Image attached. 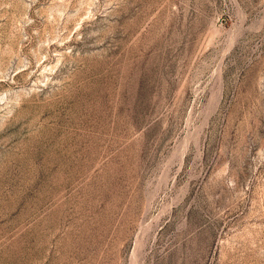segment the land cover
I'll return each mask as SVG.
<instances>
[{
	"label": "rangeland",
	"instance_id": "374dc122",
	"mask_svg": "<svg viewBox=\"0 0 264 264\" xmlns=\"http://www.w3.org/2000/svg\"><path fill=\"white\" fill-rule=\"evenodd\" d=\"M0 264H264V0H0Z\"/></svg>",
	"mask_w": 264,
	"mask_h": 264
}]
</instances>
